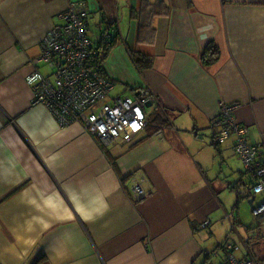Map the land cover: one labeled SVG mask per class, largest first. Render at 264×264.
I'll use <instances>...</instances> for the list:
<instances>
[{"label": "crops", "instance_id": "1", "mask_svg": "<svg viewBox=\"0 0 264 264\" xmlns=\"http://www.w3.org/2000/svg\"><path fill=\"white\" fill-rule=\"evenodd\" d=\"M145 1L155 0H0V264H222L227 242L236 259L264 264V220L252 215L263 194L236 134L214 140L223 100L263 160L264 0H162L157 14ZM72 4L87 28L97 23L91 40L117 22L103 62L110 95L147 87L156 98L131 141L103 143L32 103L31 61ZM210 40L219 60L205 66ZM130 50L151 64L138 71ZM140 173L144 197L132 201ZM251 197L253 221L241 202Z\"/></svg>", "mask_w": 264, "mask_h": 264}, {"label": "built area", "instance_id": "2", "mask_svg": "<svg viewBox=\"0 0 264 264\" xmlns=\"http://www.w3.org/2000/svg\"><path fill=\"white\" fill-rule=\"evenodd\" d=\"M84 15V10L72 4L50 25L41 41L40 55L31 61L35 69L26 78L34 91L32 103L44 104L59 125L79 123L103 143L117 138L131 141L147 126L146 103L156 98L147 87L139 88L133 95H110L112 79L87 61L95 52L96 45L87 35ZM108 36L105 30L102 37ZM39 63L49 66L50 71L41 72L37 66ZM218 107L217 119L221 129L214 140L221 141L230 134H236L235 151L255 178L252 190L255 194H263L262 200L252 207V215L263 221L264 161L258 154V146L245 142L247 130L233 118L235 106L221 100ZM144 181L142 173L132 177L129 192L132 201L144 197ZM223 247L228 254L223 264H256L253 259L238 260L228 253L233 249L231 243L227 242Z\"/></svg>", "mask_w": 264, "mask_h": 264}, {"label": "trees", "instance_id": "3", "mask_svg": "<svg viewBox=\"0 0 264 264\" xmlns=\"http://www.w3.org/2000/svg\"><path fill=\"white\" fill-rule=\"evenodd\" d=\"M145 2H147L146 3L147 11L151 14H157L159 11L158 5L162 2V0H155L154 2H150V1H145ZM105 24H106L105 28L108 31L109 36L107 38L102 37V33L104 32L103 30V32L98 37V39H96V41L93 40L96 45L95 52L91 54L87 59L90 65L95 67L98 72L104 75H105V69L103 62L110 54V49L113 46H115L120 40V34L116 20L114 19L109 20ZM219 54H220L219 47L213 42V40H210L207 43L206 48L201 53L200 59H202V63L205 66H208L219 60ZM129 55L131 62H133L134 66L138 71L147 68V66H149L152 62L151 61L152 58L149 55L143 54L142 52L137 50H130ZM263 161H264V157H263Z\"/></svg>", "mask_w": 264, "mask_h": 264}, {"label": "rangeland", "instance_id": "4", "mask_svg": "<svg viewBox=\"0 0 264 264\" xmlns=\"http://www.w3.org/2000/svg\"><path fill=\"white\" fill-rule=\"evenodd\" d=\"M92 21V22H91ZM88 22H89V27L87 28V26H86V28H87V32H88V35L91 37H97V35L99 34V32H100V29H99V27H98V25H97V23L96 24H93V17L91 16V17H88ZM88 36V37H89ZM117 92H119L118 91V88H114V89H112V94H115V93H117ZM151 107H149V108H147L146 110H148V111H151ZM260 196H257V199H256V201H258L259 202V200H260ZM241 202L242 203H244V206H246V215L248 216L247 217V220H249V219H252V221H253V218H251V213H250V207H249V203H247V199L245 200L244 198L241 200ZM255 219V218H254ZM258 224V222H257V220H254V222H253V225L254 226H256ZM216 256H217V252L216 253H212V257L213 258H216ZM216 263H218V261L216 260V262H215V264Z\"/></svg>", "mask_w": 264, "mask_h": 264}, {"label": "water", "instance_id": "5", "mask_svg": "<svg viewBox=\"0 0 264 264\" xmlns=\"http://www.w3.org/2000/svg\"><path fill=\"white\" fill-rule=\"evenodd\" d=\"M150 104H151V101L147 102V103H146V106H149ZM253 198H254V197H251L250 200L248 201V203L251 204V207H252V203H253V202H252V199H253Z\"/></svg>", "mask_w": 264, "mask_h": 264}]
</instances>
